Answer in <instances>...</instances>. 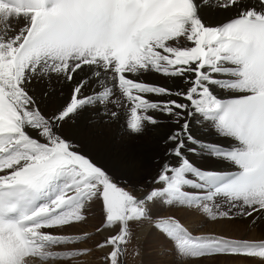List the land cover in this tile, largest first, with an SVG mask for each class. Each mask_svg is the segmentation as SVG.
Here are the masks:
<instances>
[{"label":"snow or ice","instance_id":"1","mask_svg":"<svg viewBox=\"0 0 264 264\" xmlns=\"http://www.w3.org/2000/svg\"><path fill=\"white\" fill-rule=\"evenodd\" d=\"M238 4L222 0L219 6ZM199 7L194 0H0V264H34L32 258L47 264L79 254L54 251L80 241L43 229L85 220L83 209L94 197L101 201L104 223L116 229L103 245L113 246L111 264H118L132 227L144 221H153L171 243L177 264L264 258V243L197 234L157 211L162 204L180 205L213 221L264 213V12L238 10L235 18L212 27L202 22ZM86 65L100 85L98 92L81 97V80L52 117L33 107L25 87L33 77L55 74L71 81ZM150 71L192 78L185 77L186 89L175 91L130 78ZM213 84L242 95L218 99L210 90ZM149 93L189 103L150 101L142 95ZM121 96L131 102L128 127L134 133L143 131L144 122H159L144 114L150 109L180 124L167 137L177 163L162 165L154 180L158 186L142 196L118 187L55 131L83 106L119 107ZM190 108L238 142L228 151L215 145L206 149L236 165L235 174L202 170L185 157L186 144L199 143L188 123H180ZM221 205H226L223 211Z\"/></svg>","mask_w":264,"mask_h":264},{"label":"bare ground","instance_id":"2","mask_svg":"<svg viewBox=\"0 0 264 264\" xmlns=\"http://www.w3.org/2000/svg\"><path fill=\"white\" fill-rule=\"evenodd\" d=\"M195 2L200 5L198 15L202 22L212 27L221 26L225 21L235 17L238 10L243 11L247 9L264 12V8L258 3V0H239V4L231 8L220 7L219 5L222 3V0H207L206 3L202 2V0H195ZM185 46L191 45L188 43ZM90 72V66L86 65L74 74L71 81L65 79L63 76H57L55 74L47 78L34 77L35 79L31 84L27 83L25 85L29 95L32 96L34 100L33 107L38 109L46 118L52 117L57 109L70 101L75 86L81 80L85 81L81 93L79 94L81 97L91 96L98 92L100 90V85L97 84L96 78L90 75ZM185 77L190 80L192 74L186 73ZM185 77L166 76L163 73H157L155 71L145 72L140 75H130V78L133 80H138L150 85L166 87L173 91L177 89L183 90L188 87ZM215 78L220 80L224 77L217 75ZM214 86L216 87L214 88ZM210 90L218 99L233 96L231 90L221 88L215 84L210 85ZM133 92L135 94V90H133ZM142 95L150 101L155 102L175 99L186 104L189 103L187 100L174 95L166 96L151 93ZM120 99L121 105L119 107L112 103L85 105L69 119L59 122L56 125L55 131L59 136H63L72 146L70 150H74L95 166L101 168L114 182L132 184L136 187L141 178L146 176L149 172L154 176L161 170L162 165L165 163L170 165L177 163V158L171 152L173 142L167 137L170 133L177 131L180 124L176 123L173 118L168 115L162 114L159 110L150 109L144 114H151L158 117L159 122L157 124L144 122L143 131L141 133H134L128 127L131 102H125L126 97L121 96ZM113 111L118 113L117 116L112 117L110 115ZM138 111L143 112V110ZM189 113L190 114H187L185 119L181 120L180 123H188V132L193 139L199 143H187L184 149L185 157H187L195 167L202 170L205 167L209 171H221L229 167H235L230 161L210 155L206 150L207 148L204 146V143L207 142L200 141V138L208 136L210 140L216 139L226 142H232L235 141V139L216 133L217 129L214 122L206 119L202 114L195 112L191 108L189 109ZM190 115L194 119L198 117L201 120L198 122L199 126H196V124L191 121ZM206 124L212 125L215 130L207 128ZM64 125L67 126L65 131L63 130ZM26 131L34 138L44 142L43 138L37 135V130L28 128ZM143 134H145V136H142ZM192 149H195V151ZM189 178L194 179L191 175H189ZM185 189L190 193L198 192V189L194 187H185ZM83 213H85V209ZM184 213L189 217L191 215L187 212ZM85 217L86 220L90 221V225L92 224L93 227L103 226L102 235L106 238L116 234L115 228L109 227L104 223V214L101 211V205L99 203L89 208V212L85 214ZM258 218L259 220L253 223V220ZM263 219L264 213L257 212L253 214V217H245L244 220H232L231 224L236 225L238 228L240 227V229L245 228L246 231H256L258 235H260V233L264 232ZM74 227L75 228L69 229V233L74 235L81 231L89 230H86L84 225L80 226L82 228L77 226ZM150 227L141 225L139 228L138 224L134 225L132 234H136V238L141 242L149 241V237H151V239H157L153 230H150ZM253 234L255 233L253 232ZM259 238L261 242H264L263 235L259 236ZM241 258L248 260L254 258L259 259L261 257ZM254 262L258 263V260ZM246 263L253 264L252 262ZM246 263L242 262L241 264Z\"/></svg>","mask_w":264,"mask_h":264},{"label":"rangeland","instance_id":"3","mask_svg":"<svg viewBox=\"0 0 264 264\" xmlns=\"http://www.w3.org/2000/svg\"><path fill=\"white\" fill-rule=\"evenodd\" d=\"M34 79L35 78L33 77L28 84H31V82ZM215 87L216 86H214V88ZM216 94L219 95L218 93ZM191 121L195 123L196 126H199L198 122L201 120L198 117L195 119L191 117ZM206 126L207 128L215 130L213 129L212 125L210 126L209 124H206ZM66 127L67 126L65 125L63 126L64 131ZM142 136H145V134H143ZM60 137L64 139L63 136H60ZM200 141L210 143L211 140L209 139L208 136H204L200 138ZM163 154H164V150H163ZM203 170H207L206 167L203 168ZM156 176L157 174L152 176L149 172L146 176L141 178V180L136 185V187L132 184H126V183H121V182L116 183L112 179L111 180L114 183H116L118 187L124 188L125 190L130 191V192H134L138 196H142L150 188L157 186L154 183ZM96 203H99L101 205V201L99 199H96L95 197L92 200L88 201L85 204V207H84L85 213L83 214L85 215L87 212H89V208H92ZM218 210L222 211L224 210V208L220 207ZM157 211L159 212L162 218H165V219L174 218L180 221L186 228H188L189 230L193 232H196L197 234L210 233V234H215L217 236H224L232 240H241V241L247 240L248 242H261V239L259 238V236L261 235L264 236V232L258 235V232L256 231H250V230L246 231L245 228L240 229V227L238 228L236 225L231 224L232 220L234 221L244 220L245 217L235 216V218L233 219H219V220L213 221V220L207 219L205 215H202L201 212L197 211L194 208L188 209V207L185 208L184 206H180V205H163L162 204L158 206ZM184 212L191 214L190 217L188 215H185L186 213ZM258 220L259 218L254 220L253 223H256ZM81 225H84V228H86V230L87 229L89 230L81 231L79 233H76L75 235L69 233L70 228H75L74 226L80 227ZM138 225H139V228L141 225L146 226V227L151 226L150 230H153V232L155 233V237L157 239L155 238L151 239V237H149V241L144 240L145 242H141L140 240L136 238V234H132V231H131V236L128 239V241L125 244L121 245L122 248L124 249V252L122 255L118 257V264H121L122 259L124 260L126 264H177V258L175 254L172 252L171 243L168 240H166L165 237L161 234V232L155 227L154 222L144 221ZM102 228L103 226L101 225L99 227H93L92 224L90 225V221L85 219L83 221L75 222L63 228L45 229L46 232H51L55 235L58 234L59 236L63 235L66 237H70L74 241H80V242L68 243V244L61 245L55 248L56 250H58V252L65 253L66 251V253L71 252V253H79V254L71 257L70 259L66 258V259L48 261L47 264H111V261L109 259V254L113 250V246L112 245L103 246L105 245V240L107 238L104 235H102ZM253 232L256 235L253 234ZM85 237L87 238L85 239ZM55 249L54 251H56ZM32 259L34 262H36L34 264H41V262L38 259L36 258H32ZM254 259L244 260L240 257V258L232 260L230 264H239L240 262L241 263L242 262L243 263L252 262L253 264H264V260H263L264 258L262 259L256 258L255 260ZM257 260H258V263L254 262Z\"/></svg>","mask_w":264,"mask_h":264},{"label":"water","instance_id":"4","mask_svg":"<svg viewBox=\"0 0 264 264\" xmlns=\"http://www.w3.org/2000/svg\"><path fill=\"white\" fill-rule=\"evenodd\" d=\"M121 264H125L124 260L122 259V263Z\"/></svg>","mask_w":264,"mask_h":264}]
</instances>
